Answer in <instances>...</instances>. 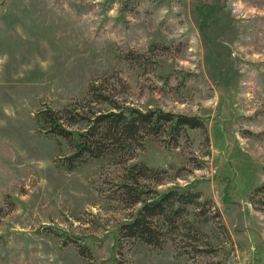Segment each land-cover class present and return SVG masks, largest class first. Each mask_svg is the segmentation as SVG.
<instances>
[{"label":"rangeland","instance_id":"rangeland-1","mask_svg":"<svg viewBox=\"0 0 264 264\" xmlns=\"http://www.w3.org/2000/svg\"><path fill=\"white\" fill-rule=\"evenodd\" d=\"M96 81L205 128L68 170L73 148L36 116ZM135 175L144 199L196 196L155 219V245L121 234ZM263 185L264 0H0V264H264Z\"/></svg>","mask_w":264,"mask_h":264},{"label":"trees","instance_id":"trees-1","mask_svg":"<svg viewBox=\"0 0 264 264\" xmlns=\"http://www.w3.org/2000/svg\"><path fill=\"white\" fill-rule=\"evenodd\" d=\"M83 101L86 103L82 107L68 105L62 110H55L46 105L36 116L38 125L44 131L52 136L64 138L73 148V153L61 164L71 171L79 162L91 157L100 158L105 154L122 155L129 147L139 142L141 136L158 134L163 131L165 125L177 131L183 127L205 128L201 119L196 116L174 114L161 109L141 110L97 81L90 85ZM102 105L105 107H101ZM82 122L86 124L84 131L72 128ZM136 168L140 169L134 166L132 172L137 170ZM140 170L139 176L147 179L149 169L141 166ZM139 176L135 175L133 183L127 180V183L122 184V194L130 198V203H142V206L136 215L121 227V234L130 238L137 237L142 242L155 245L161 234L156 220L164 219L165 223L172 226L173 215L182 212L186 205L194 203L196 196L185 197L177 191H169L158 198L144 199L141 192H137L138 189L133 187L139 185ZM258 191L264 194V185ZM176 204H179L177 209Z\"/></svg>","mask_w":264,"mask_h":264}]
</instances>
